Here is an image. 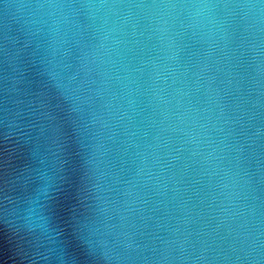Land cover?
<instances>
[{
    "label": "water",
    "instance_id": "water-1",
    "mask_svg": "<svg viewBox=\"0 0 264 264\" xmlns=\"http://www.w3.org/2000/svg\"><path fill=\"white\" fill-rule=\"evenodd\" d=\"M0 264H264V0H0Z\"/></svg>",
    "mask_w": 264,
    "mask_h": 264
}]
</instances>
